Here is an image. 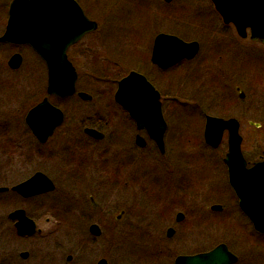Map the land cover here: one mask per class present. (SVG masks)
Segmentation results:
<instances>
[{
    "label": "rangeland",
    "instance_id": "1",
    "mask_svg": "<svg viewBox=\"0 0 264 264\" xmlns=\"http://www.w3.org/2000/svg\"><path fill=\"white\" fill-rule=\"evenodd\" d=\"M77 1L99 25L73 49L72 59L79 73L78 91L89 94L93 100L81 104L79 98L68 101L50 98L65 113L63 131L76 118L92 116L96 128L101 125L109 132L119 128L135 134L133 122L125 118L127 115L114 101L117 82L131 71L145 74L164 97L172 100L167 102L165 112L169 123L166 151L159 152L144 135L147 146L139 149L136 157L128 154V161L132 163V172H128L129 188L124 193L118 189L109 193L113 212L107 232L109 264H174L177 256L208 252L220 244H226L239 257L238 264H262L264 235L253 230L224 176L222 163L228 148L227 133L217 149L208 146L203 135L204 113L213 117L230 116L241 121L239 133L246 157L255 159L264 154V50L255 52L254 59L249 61L240 59L234 69L235 80L245 76L248 70L255 72L248 88L243 87L247 98L242 101L235 87L229 90L225 86L215 87L217 82L199 78V66L195 62L180 64L162 75L150 61L154 39L160 33L175 34L186 42H201L207 34L203 33V27L218 15L212 2ZM204 47L209 48L207 44ZM85 49L89 50L88 54L80 55ZM15 52L23 55L24 63L19 70L11 71L7 62ZM47 78L46 66L31 49L0 46V127L25 126L26 113L38 102L31 97V89L39 80L46 82ZM107 121L110 123L106 124ZM250 122L261 123L263 128L256 129ZM121 138L127 145V138ZM107 142L106 139L96 147L103 149ZM137 177L138 182L134 183ZM214 205L223 206L222 212L211 210ZM121 210L127 214L114 227L115 216ZM178 213L185 216L180 225L176 224ZM169 227L176 230V235L168 240L166 229ZM200 234L205 238L202 246ZM90 259L91 255L86 253L83 264H89ZM83 261L78 258L75 264Z\"/></svg>",
    "mask_w": 264,
    "mask_h": 264
},
{
    "label": "flooded vegetation",
    "instance_id": "2",
    "mask_svg": "<svg viewBox=\"0 0 264 264\" xmlns=\"http://www.w3.org/2000/svg\"><path fill=\"white\" fill-rule=\"evenodd\" d=\"M12 1L0 2V38L3 37L8 27ZM207 1L212 2V0ZM80 5L89 17L86 9L82 4ZM213 18L214 20L209 21L210 25L207 24L209 22L204 21L208 26L203 27V33L207 34L201 38V42L190 41L197 42L199 45V52L194 58L185 59L176 66L163 69L152 62L153 43L151 64L156 67L159 74L166 75L180 64L186 66L195 62L199 66L197 74L199 78L207 77V82H217L218 84H214L215 87L225 86L228 87V90L235 87L238 99L243 101L247 98L243 87L248 88V83L252 82L250 78L255 72L248 70L245 76H240L236 80L233 72L240 59L249 61L254 59L253 54L255 52L264 50V38L255 34V25H246L245 30L240 32L237 24L224 22L221 15L218 14ZM194 23H198V21ZM89 36L87 35L82 41L68 49V58L74 66L73 49L77 48ZM205 44L208 45V50L204 47ZM0 46L31 49L28 45L12 44L11 42H0ZM88 52L89 50L85 49L80 52V55H87ZM17 54L22 57L20 68L24 63V57L21 53H13L7 62L11 71L20 69H13L9 65L11 58ZM252 61L254 63V60ZM76 70L78 71L77 67ZM140 74L146 77L145 74ZM147 80L160 94V107L167 126L166 137L169 123L165 112L167 102H172V100L164 97L153 82L148 78ZM46 91L47 83L44 80H39L37 84L33 85L30 92L31 97L38 102L32 108L45 99L50 102V98L61 101L79 98L82 101L81 104L93 100L92 96L90 101L80 98L78 83L77 93L68 98L48 96ZM114 101L119 109L127 115L125 118L133 122L135 134L126 133L119 128L118 131L109 132L101 125L96 128L93 125L92 116L76 118L72 126L63 131L61 126L65 122V113L61 110L64 116L62 124L45 143H42L26 124L27 116L32 108L24 117L25 126L7 127L4 125L0 127V264H75L78 258L83 261V256L86 253L91 255L89 264H99L101 261L109 264L106 259L109 249L107 232L111 228L113 213L108 202L109 193L116 189L124 193V190L129 186L128 172H132V163L128 161L129 153L136 157L139 149L147 146V139L159 150L157 144L151 140L148 131L139 129L138 123L131 117L130 113L116 102L115 94ZM233 105L236 106L237 104L234 102ZM204 114L205 132L207 118L213 116ZM214 118L226 121L236 120L230 116L229 118L214 116ZM237 120L240 132L242 124L239 119ZM109 123L110 121L106 122V124ZM250 124L251 126L254 125L256 129L263 128L261 123L250 122ZM88 129L97 131L102 137L98 138L88 134L86 131ZM225 133L228 137V147L229 132L224 131L223 138ZM122 136L127 138V145H124L123 140H121ZM139 137L144 140V147L138 146ZM106 139L107 144L103 149H98L96 145L105 142ZM52 141L55 142V145L51 147ZM164 145L166 151L165 138ZM116 147L118 150L112 152L113 148ZM242 153L247 168H252L255 164L264 161V154L259 155L258 158L249 159L244 154L243 148ZM224 159L222 163L224 176L227 179L229 189L235 196L229 185V169ZM136 173L138 174L137 169ZM47 179L53 184L54 190L43 191L47 188ZM31 181L34 182L28 184ZM135 182H138V177L135 178ZM25 183L29 186L21 191L16 190L17 186L20 187ZM126 214L125 210H121L120 214L115 216L113 226L117 227L121 224L120 222ZM179 214L183 215L181 221L177 220ZM184 218L183 213H178L176 224L180 225ZM168 229L174 228L169 227ZM168 229H166L167 232ZM175 235L176 230L174 229V235L168 238L166 234V237L168 240L174 239ZM203 236L200 234L198 237L201 246L205 243ZM236 257L238 262L235 264H238L239 257ZM83 263L84 261L81 262V264Z\"/></svg>",
    "mask_w": 264,
    "mask_h": 264
},
{
    "label": "water",
    "instance_id": "3",
    "mask_svg": "<svg viewBox=\"0 0 264 264\" xmlns=\"http://www.w3.org/2000/svg\"><path fill=\"white\" fill-rule=\"evenodd\" d=\"M170 3L172 0H165ZM215 9L226 23H234L243 32L246 25H255V34L264 38V0H212ZM8 27L0 42L29 45L45 62L48 71V95L67 98L76 92L78 75L67 57L69 47L77 44L87 34L98 29V24L89 20L83 9L75 0H14L10 6ZM199 51L196 42L184 43L175 35L159 34L154 43L152 62L163 69L175 66L185 59L194 58ZM22 57L14 55L9 65L20 68ZM83 100L90 101L91 96L80 93ZM160 94L147 81L146 77L131 72L118 82L115 100L138 123L139 129H146L156 142L161 152L165 151L164 136L167 130L164 121ZM64 120L63 113L45 99L33 108L26 119V124L36 137L45 143ZM229 130V151L225 163L229 169L230 184L239 200L240 209L247 216L254 229L264 234V162L252 169L246 168L241 154L242 138L239 135V124L235 120L225 121L208 117L205 140L208 145L218 148L223 133ZM88 134L102 137L97 131L88 129ZM145 142L138 138V146ZM34 181L28 182L31 184ZM27 183L17 186L21 191ZM54 186L47 179V188ZM212 210L220 212L221 206ZM179 214L177 220L181 221ZM174 235V229H168L167 237ZM238 258L229 251L225 244L215 249L190 256H179L174 264H235ZM99 264H107L101 261Z\"/></svg>",
    "mask_w": 264,
    "mask_h": 264
}]
</instances>
